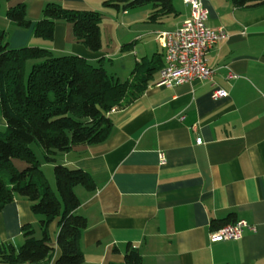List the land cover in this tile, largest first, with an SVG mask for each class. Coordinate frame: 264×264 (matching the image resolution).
I'll return each mask as SVG.
<instances>
[{"label": "crops", "instance_id": "0c3cea01", "mask_svg": "<svg viewBox=\"0 0 264 264\" xmlns=\"http://www.w3.org/2000/svg\"><path fill=\"white\" fill-rule=\"evenodd\" d=\"M105 1L0 0V20L6 23L0 31L13 50L38 47L106 70L109 61L111 75L125 82L139 79L153 60L164 59L157 33L176 30L190 14L182 0L183 15L176 10L178 16L151 23L150 5L120 15L105 10ZM203 2L210 26L227 33L208 55L216 70L213 79L166 88L155 86V74L139 98L112 110L114 128L105 142L77 145L55 156L57 164L93 179L92 190L74 189L81 203L76 213L88 222L80 242L83 264H125L129 249L139 253L141 264H264V5L238 9L230 0ZM52 3L99 12L103 20L115 17L128 37L120 40L116 32L112 46L105 49L102 41L101 51L93 52L75 39L66 21L56 22L51 39L38 37L34 26ZM20 4L33 22L29 29L7 18L8 10ZM120 70L133 77H120ZM230 72L237 78L228 79ZM217 89L229 96L215 100ZM0 124L6 128L4 118ZM42 219L28 199L15 197L0 212V252L8 244L19 248L24 243L27 224L42 235ZM226 220H246L257 232L247 231L238 241L212 242L213 222ZM50 232L55 255L37 264H55L61 255L58 220Z\"/></svg>", "mask_w": 264, "mask_h": 264}, {"label": "trees", "instance_id": "16d2710c", "mask_svg": "<svg viewBox=\"0 0 264 264\" xmlns=\"http://www.w3.org/2000/svg\"><path fill=\"white\" fill-rule=\"evenodd\" d=\"M238 9L256 8L264 0H230ZM153 10L148 21L157 23L178 16L173 0H107L104 8L128 12L146 6ZM9 21L21 29L33 22L27 17L25 4L7 12ZM103 15L95 11L67 10L58 4H47L43 19L34 30L38 37L51 39L55 24L73 25L75 39L93 52L102 49ZM34 61L27 75L26 66ZM165 62L160 56L150 62L137 80L121 82L102 66H95L77 56L55 57L42 48H10L4 31H0V111L6 121L0 130V212L15 197L28 199L34 214L43 216L41 237L31 224L22 227L24 243L16 248L6 245L0 252L3 264H37L51 260L56 248L51 244L50 226L58 220L56 246L61 252L55 264H83L81 248L87 219L76 213L80 200L75 187H94L91 175L80 169L57 164L58 153L71 151L77 145H96L111 135L114 124L110 113L124 101L139 98L150 80L160 74ZM139 70V69H138ZM43 149L44 160L54 164L57 191H54L31 145ZM27 164L19 170L14 161ZM230 220L213 222L218 230ZM125 264H141L137 251L128 250Z\"/></svg>", "mask_w": 264, "mask_h": 264}, {"label": "built area", "instance_id": "2783aa9c", "mask_svg": "<svg viewBox=\"0 0 264 264\" xmlns=\"http://www.w3.org/2000/svg\"><path fill=\"white\" fill-rule=\"evenodd\" d=\"M190 9L189 17L174 31H160L157 41L165 50L164 66L160 71L156 87L172 88L196 81L212 80L216 70L209 65L210 50L227 38L223 27L213 28L209 24L210 11L203 0H183ZM228 79L237 76L230 72ZM229 93L217 89L215 100L227 98ZM201 143V140H198ZM249 231L257 232L255 225L239 220L222 226L210 233L212 242L238 241Z\"/></svg>", "mask_w": 264, "mask_h": 264}, {"label": "rangeland", "instance_id": "374dc122", "mask_svg": "<svg viewBox=\"0 0 264 264\" xmlns=\"http://www.w3.org/2000/svg\"><path fill=\"white\" fill-rule=\"evenodd\" d=\"M173 2H174V6H175L176 10L181 13L178 16V17H180L181 15H183V13H185V7H184V5L182 3V0H173ZM140 9H142V8H140ZM140 9H134V10L137 11V10H140ZM105 10L112 11L113 9L105 8ZM134 10H132V11H134ZM252 11L255 12L256 10H252ZM120 15H122V12H120ZM110 18H109V16H106V18L101 23V31H102L101 36H102V41H103V47L104 48H105V46H109L110 47V46H112L114 44V42L116 41V37L115 36H116L117 33H118L117 38H119L120 40L124 39V37L125 38L128 37V35L126 33L127 29L125 27H123V26H120V20H116L115 17L114 18L110 17ZM172 19H173V17H172ZM111 20H113V23L111 22ZM5 24H6L5 22L0 20V25H4L5 26ZM154 27L158 28L160 26L154 25ZM34 63L35 62L31 61L26 66L27 75L30 73L31 68H32ZM106 68H107L109 74H112L114 72L113 69H112V66L109 64V61H107ZM115 69H118V67L115 66L114 70ZM119 75H121L120 77H129V78L133 77L132 74L131 75L130 74L126 75L123 72H121V70L119 72ZM0 118H3L2 114H1V111H0ZM0 130L1 131L5 130V127L3 125H1V124H0ZM31 147H32L33 151L35 152L36 156L38 157V159L44 165L43 166V170L45 172V175H46L48 181L50 182V185L52 186L54 191H57V183H56V178H55V174H54V165L52 166L51 164H48V163L45 162V160H44V152H43V149L41 147H39L36 144H32ZM14 163H15V165L17 166V168L19 170H23L27 166V164L25 162L20 161V160H15ZM40 237H41V235L38 234L37 238H40Z\"/></svg>", "mask_w": 264, "mask_h": 264}]
</instances>
